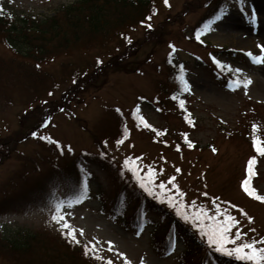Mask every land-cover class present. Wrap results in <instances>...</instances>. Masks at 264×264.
Returning a JSON list of instances; mask_svg holds the SVG:
<instances>
[{"label":"rangeland","instance_id":"1","mask_svg":"<svg viewBox=\"0 0 264 264\" xmlns=\"http://www.w3.org/2000/svg\"><path fill=\"white\" fill-rule=\"evenodd\" d=\"M75 1L0 0V12L15 17L25 13L45 17L53 15L60 6ZM206 1L171 0L172 8L169 10L163 7L161 10L159 5L160 12L153 19L157 24L156 32L144 31L143 26L132 32L135 45L122 60L126 61L124 64L118 61V65H124V68L106 66L104 73L96 71L98 74L95 78L88 80L85 87L79 85L78 89L73 90L76 91L74 99L65 102L63 96L66 89L71 87V77L62 66L67 71L86 68L89 72L87 76L91 78L96 70L92 66L96 52L107 62V49L100 52L103 46L97 49L99 43L94 42L93 47L79 44L70 47L68 52L59 53L45 65V70L53 74L40 73L43 85L32 94L33 90L21 83V73L23 70L28 72L30 64H25L21 56L15 59L14 51L3 43L0 35V202H7L0 212L1 236L7 238L33 231L40 233L46 241H54L57 239L54 235L63 234L51 216L55 214V204L64 200L66 221L77 230L79 245H89L91 248L95 245L93 254L99 261L126 264V256L130 264H141V261L143 264H177L176 256L185 245L182 239H178L175 251L169 255L157 253L153 248L151 219L157 220L156 215L148 212V221L143 230L136 231L101 213L103 197L113 194V180L95 162L97 157H87V160L79 162L80 167L91 173L88 199L83 203L67 207L66 202L72 197L63 184L51 206H29L30 199L26 198L28 190L44 181L51 171L57 170L59 167L56 164L65 167L77 161L83 152H88L89 156L98 155L97 144L103 139L104 149L122 163L126 158H139L138 161L134 160L132 166L139 163L145 172L149 166L155 169L157 183L175 176L174 184L184 193L180 199L189 206L187 210L191 211V205L195 203L198 210H205V215H213L216 214V205H219L221 213L230 214L239 221L232 228L233 233L239 228L246 233L244 239L259 240L264 237V202L248 196L241 188L247 174L248 157L253 152L249 140L239 134L242 128L233 131L243 125L245 109L251 105H264V64L254 63L252 58L242 55L226 57L225 60L232 64L234 70H242L240 74L243 80H251L246 89L241 86L233 90L227 89L220 79L212 75L206 64L197 60L194 53L205 56L207 50L199 47L198 42L194 44L188 40L184 34H191L193 26L207 13ZM245 8L248 13L241 12L237 6H230L222 20H214L209 30L200 34L201 39L217 46L249 50L254 55L264 54L257 47L264 45V0H247ZM251 11L256 15L255 23L250 22ZM245 34L250 36V45L237 41ZM115 40L117 38L113 35L110 47L119 54L124 48H116ZM169 40L178 44V59L187 61L192 69L189 82L193 93L187 101L196 118L194 124H188L191 116L186 108L165 102L161 112L143 99H155L162 94L161 82L167 79L165 60L171 50ZM52 79L60 82L62 88L55 91L53 96H48L40 87H44V84L47 86V82L51 86ZM37 92L43 93L35 97ZM70 95L73 96V93ZM41 99L48 102L40 103ZM59 103L64 105L57 108ZM47 107L54 109L50 119ZM137 107L139 111L136 115L134 109ZM254 113L255 117L264 120V108ZM124 115L128 116L124 127L127 129L126 135L120 139L123 143L118 144L120 132L122 134L119 117ZM141 115L152 128L140 122L138 116ZM43 117L49 119L47 126L40 127L37 137H29L27 132L40 125ZM21 121H24L23 124ZM188 130L191 131L189 138L198 142L191 149L184 145ZM40 136L58 141L63 151L55 148V143H43ZM69 146L71 151L68 150ZM256 166L259 176L251 177L250 186L258 194L264 195V156H258ZM114 171L118 174V169ZM61 176L60 172H56L55 180L59 181ZM249 216L252 217L251 221L248 220ZM217 218L224 219L219 214ZM188 224L191 225V222ZM81 229L83 235L80 234ZM120 253L124 256H120ZM7 255L0 254V264H14L15 259Z\"/></svg>","mask_w":264,"mask_h":264},{"label":"trees","instance_id":"2","mask_svg":"<svg viewBox=\"0 0 264 264\" xmlns=\"http://www.w3.org/2000/svg\"><path fill=\"white\" fill-rule=\"evenodd\" d=\"M222 1L207 0V8L209 11L215 9ZM159 5L164 6V0H76L73 3L60 6L53 15L45 17L26 14L13 19L10 16L1 15L0 35L2 40L14 51L15 59L17 56H21L25 60V64H30L28 72L23 70L21 73L23 76L21 83L25 88L32 89V94H34L35 91H39V86L43 85V76L40 73L43 75L53 74L45 70V65L53 61L59 53L68 52L70 47L79 44L93 47L94 42H98L97 49L103 46L99 51L104 52L107 49L106 52L109 54L106 66L117 69L124 68V65H118V61L119 64H124L126 61L122 60L135 45L132 32L138 25L145 23L148 17H153L160 8ZM173 19L175 18L173 17ZM156 30L157 24L148 28V31L153 33ZM113 35L117 38L113 42L117 43L116 48H124L119 54L114 53L110 47ZM222 52L229 54V50ZM98 54L96 52L95 60L100 58ZM100 63H102V58L98 68H101L100 72L104 73L106 66ZM62 68L69 72L70 77L78 78L72 86L75 88H78L79 85L85 87L84 84L88 80H93L97 75L93 72L91 78H88L89 72L86 68L83 70L71 68L68 71L63 66ZM178 77L179 75L175 77V74L172 73L169 75V81H172L173 84L163 87L170 96H177L181 92L182 84L178 81ZM54 83L56 81L52 79V85ZM49 85L50 83L47 82V86L44 84V87L40 88L46 92L50 89ZM43 92H37L35 95L38 96ZM251 120V112L246 111L243 117L244 127L240 132L242 137L252 134ZM101 167L112 178L113 185L117 190L132 188L137 200H142L143 203L147 202L150 209L160 214L161 217L164 215L165 220L162 218V221L164 220L162 227L156 229L155 240L161 243L156 248L167 251L171 247L170 239L173 238L174 231H179L185 237L186 248L178 256V264H243V262L211 250L193 229L166 208L156 204L145 194H141L133 185L127 187L128 183L125 181L124 184L121 183V178L112 169V165L110 167L102 163ZM166 235H168V245ZM0 254H8L7 256L12 260L14 258V264H95L88 254L85 255V252L76 248L72 242L63 238L54 239L52 242L46 241L37 233H28L26 236L16 239L0 238Z\"/></svg>","mask_w":264,"mask_h":264},{"label":"snow or ice","instance_id":"3","mask_svg":"<svg viewBox=\"0 0 264 264\" xmlns=\"http://www.w3.org/2000/svg\"><path fill=\"white\" fill-rule=\"evenodd\" d=\"M237 5L239 6V10L241 12L245 11V6L247 0H236ZM164 4L166 6L169 5V0H164ZM2 11V9H0ZM226 15L225 11L222 9L220 13L215 17L216 21H220ZM151 20V17H148ZM249 19L251 23L256 22V15L254 11L249 13ZM213 23V22H210ZM148 28H151L152 25L147 24ZM205 30H209V24H205L203 28L197 32L196 39H200V34ZM129 42L130 39H129ZM172 51H175V46H170ZM262 53H264V45L257 46ZM248 55L252 58L254 63L264 64V54L262 55H254L252 52H248ZM215 60V58H213ZM100 62V61H98ZM215 63L221 67H223L221 61L215 60ZM236 73H240L242 70L240 68H236L234 70ZM179 80L183 85L184 91H190L191 86L188 83L185 75L183 74V66H181V74L179 75ZM251 83L250 79L241 80L239 77L233 82L229 87H233V90L236 87L243 86L245 89ZM51 95V93H49ZM175 98V97H174ZM185 102L180 100V108L184 109ZM119 111V109H117ZM139 111V110H137ZM140 122L147 128H152V125L149 124L144 117L138 116ZM187 119V117H186ZM188 123L191 124L192 120L188 119ZM44 126H47L46 124ZM258 126L256 124L252 125L253 132H256ZM155 131V129H153ZM158 135H162L163 133H157ZM33 137H37L38 133L33 131L31 133ZM41 140L50 141L55 143L61 151L63 148L60 146L58 141H54L51 137L48 136H40ZM185 139L187 140V136L185 134ZM106 143V142H105ZM118 144L123 143V140H118ZM188 147H193V144L190 140H187ZM253 147L256 150V153L264 156V141H261L258 137L253 136ZM71 151V147L68 148ZM216 151L215 148L212 149ZM104 155V153H101ZM135 161H138L139 158H134ZM133 159L126 158L123 161V168L131 173L132 178L134 179L136 185L139 190H141L147 197L153 198L161 203H166L172 209H174L175 215L177 217H181L184 222H191V225L194 226L199 231V235L201 238H206V244L209 248L214 249L216 253L224 254L229 257H234L236 260L243 262V264H264V237L259 240L253 239H244L246 233L242 232L239 228L236 229L235 233L232 232V228L235 227L239 221L235 219L230 214L221 213V209L219 205H216V214L213 215H205L204 209H197L195 203L191 205V211L187 210L188 205L180 199L184 193L178 190V186L174 184L175 176L169 177L167 181H156V170L152 167H148L146 172L145 170L140 168L139 163H135V166H132L134 163ZM256 156H252L247 162V175L241 182V187L243 191L250 197H254L258 201L264 202V195H260L256 192V190L250 186L251 177L255 175L254 166L256 164ZM177 172L180 169H176ZM91 178V173L88 172L83 166H81L77 178L78 192L71 199H68L66 204L67 207H72L76 204L83 203L84 200L88 199V193L90 191L89 180ZM171 185V187H169ZM175 189V191H173ZM207 195V193H205ZM65 207V201L60 200L55 204V214L51 216L52 221L56 222L62 231V234L65 236L67 240L72 243L79 244L80 240L77 238L75 228H72L66 221V213L63 211ZM235 207V206H233ZM243 213V210L241 209ZM217 214L222 215L224 217L223 220L217 218ZM247 215V213H243ZM248 220L251 221L252 217H248ZM80 234L83 235V230H79ZM139 235V232L137 233ZM111 243V242H109ZM259 245V246H258ZM170 246L175 248V238L170 239ZM85 255L89 253L91 250L95 252V245L92 246L91 249L88 248V245H85ZM111 250V249H109ZM120 256H124L123 253L119 254ZM99 259H103V257H98ZM126 264H130L127 262V257L125 256ZM108 264H112L111 260H108ZM143 264V261H141Z\"/></svg>","mask_w":264,"mask_h":264},{"label":"bare ground","instance_id":"4","mask_svg":"<svg viewBox=\"0 0 264 264\" xmlns=\"http://www.w3.org/2000/svg\"><path fill=\"white\" fill-rule=\"evenodd\" d=\"M262 31H264V27H263ZM249 38H250L249 34H245L237 41H240L242 44L250 45L251 43H250V39Z\"/></svg>","mask_w":264,"mask_h":264}]
</instances>
